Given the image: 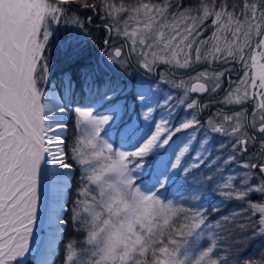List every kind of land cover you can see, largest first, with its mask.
<instances>
[{
	"label": "snow or ice",
	"instance_id": "obj_1",
	"mask_svg": "<svg viewBox=\"0 0 264 264\" xmlns=\"http://www.w3.org/2000/svg\"><path fill=\"white\" fill-rule=\"evenodd\" d=\"M200 64L163 82L188 110L209 107L192 94L223 92L203 122L192 114L169 127L156 119L159 92L126 83L133 66L151 74ZM126 93L131 105L120 104ZM163 99L167 108L174 98ZM69 115L70 144L61 135ZM204 168L207 188L190 198L238 201L247 223H230L236 210L213 223L219 205L161 197ZM251 240L259 247L245 248ZM34 241L38 264H264V0H0V264H31Z\"/></svg>",
	"mask_w": 264,
	"mask_h": 264
},
{
	"label": "trees",
	"instance_id": "obj_2",
	"mask_svg": "<svg viewBox=\"0 0 264 264\" xmlns=\"http://www.w3.org/2000/svg\"><path fill=\"white\" fill-rule=\"evenodd\" d=\"M186 2H188V0H186ZM192 2H194V0H192ZM102 35L103 34L101 32H97L95 34V36L93 37V43H94V46H95L97 52H99V49L101 47L100 41L102 39ZM61 67H62V65H59V64L56 65L57 76L53 78V81H52L53 84L57 83L58 76H59V69ZM130 70H131V72H130V74L128 73V77H127V81H126V83L131 82V83H128L129 90H131V88H132V83H135L134 76L138 75V73L135 70H133L132 67L130 68ZM126 96L128 98H122L120 100V104L121 105H125V104L130 105V104L133 103L131 98H130V95L128 93H126ZM160 108L161 109H158V111L162 110V111L167 112V108H169V107H167V108L166 107H160ZM181 108H182V112H183L185 106H184V108H183V106ZM135 112H137V109L135 110ZM135 112L130 111L129 114L132 117H134ZM180 114H181V112H180ZM180 114H178L177 116H179ZM192 114L196 115L197 118L199 120H201L202 122L204 121V119L200 117L198 109H192V110H189V112L187 111V115L189 117L187 119H190ZM124 118L127 120L128 117L125 116ZM67 123H68V129L66 131L65 136L67 138L66 142L70 144L72 142V139H73L74 135L77 132V130H76L75 126H74L75 125V118L72 115H69L68 118H67ZM190 130L191 129L185 130L183 133H186V135H187L189 132L191 133ZM202 131H203V128L198 129L197 132H196V135H199L200 132H202ZM176 137L177 138L180 137V133H178L176 136L173 137V141L174 142L171 143L172 145H174V143L176 142V140H177ZM113 139L114 140L117 139L115 133H113ZM218 139H221V138L218 137ZM160 151L164 152L165 150L161 149ZM215 154L216 155H220V156H226L227 152L220 151L219 147L217 146V152ZM149 159H151V157ZM157 159H156V161H157ZM225 168H227V166L226 165H222V170L225 169ZM233 170L234 169H229V171L226 172L225 175L229 174V172H231ZM193 171H200L201 172V176L197 177L196 179H189L188 180V184L184 185L182 183L183 174H181V181H178L172 187H170L169 190L167 192H165V195H162V192H161V197L169 199V200H173L178 206H185V207H190V206L191 207H199L201 203L205 207H213V206L219 205L220 206L219 211L211 213L210 219L212 220L213 223L216 222V219H215L216 217L231 216L233 214L234 210L237 211V219L235 221H230V223H234L236 225H238L240 223H247L246 219L239 215V210L241 209L240 202L235 201V200H231V201L225 200L223 197H220L214 191H201V192L198 193V195L201 196V197H204L205 199H203L202 201H197L196 203H195V201H191L192 199L190 198V196L191 195H197V193H196V189L197 188H200L201 186L204 187V188H207V184L205 183V184L202 185L201 181L203 180V173L207 172L208 169L204 168L202 170L197 169V170H193ZM212 175H216V174L213 173ZM217 179H219L218 176H217ZM188 185L192 186L191 190H189ZM237 235H240V233H237ZM68 237L78 238L77 237V233H75L71 229H69ZM66 238L67 237H62V239H66ZM259 244H260L259 240H251V241L245 242L244 243V247L245 248H248V247H253V248L254 247H259ZM241 253L243 254V249H241ZM31 264H33V263L31 262Z\"/></svg>",
	"mask_w": 264,
	"mask_h": 264
},
{
	"label": "rangeland",
	"instance_id": "obj_3",
	"mask_svg": "<svg viewBox=\"0 0 264 264\" xmlns=\"http://www.w3.org/2000/svg\"><path fill=\"white\" fill-rule=\"evenodd\" d=\"M196 66L197 65H195L194 67H196ZM132 68H133V70H135L138 73V75H135L134 76L135 83H139L140 81H143V82H145L146 85H151L152 88H153V91H158L159 92L160 107H165L164 106V99H163V97L165 95H167L169 92L172 94V96L174 98L173 101L169 102L168 103V106H167L169 108H172L173 115L171 117H169L167 115V112L162 111V110L161 111H158V109H161L160 107H158L156 109V111L158 113L157 116H156V119L157 120H159L160 116L163 115L167 119H170L171 120V124L169 125V127H171L172 125L178 124L181 119H185V118L187 119V118H189L188 115H187V111L189 112V110L186 108V105H179V104L176 103V101L180 97H182L183 93L180 90H178V89L171 88V86L169 84L163 82V80H167V79H176V80H179L181 78L187 79V77H188L189 74L194 75L196 71L203 70L204 68H197L193 72H191V73H189L187 75H183V74L184 73H187L189 70H173V69L167 68L164 65H159L157 67V71L154 72V73H151V74H146L142 69H139L136 66H133ZM130 72H131V70L129 69L128 70V73L130 74ZM182 106H183V108L185 106L183 112H182V108H181ZM138 111H139V109L137 108V112ZM180 112H181V114H180ZM215 113L216 112H213L212 115H214ZM178 114H180V115L177 116ZM135 118H136V116L134 114L133 119H135ZM206 120H204V121H206ZM190 131H191V133H193V130L192 129ZM191 133L189 132L188 134H191ZM65 134H66V132H64L63 135L65 136ZM195 135H196V133H195ZM185 136H186V133H183L182 132V133H180V137H178V138L176 137L177 140L174 143V145L171 144V147L167 149V153L169 155L171 154L172 150L177 147V145L181 144V141H183L185 139ZM166 158H167L166 156L159 157L157 159V161L152 165V167L153 168L159 167L161 161L162 160H165ZM183 162L184 163H189V164L191 163V161L187 160L186 158H184ZM162 195H165V192H162ZM41 196H42V200H41L40 218L42 217V214H43L41 211H42L43 205H44L43 190L41 192ZM191 201H195V203L197 202V200H193V199ZM38 222H39V220H38ZM37 227H38V223H37L36 228H35L34 231H36ZM42 227H43L42 230L39 232L38 235H35V237L40 238V237L43 236V234H44V226H42ZM32 247H33V251H32V254L28 257V261H31L33 264H37L36 257H37L38 252L36 250V243H35V241L33 242V246Z\"/></svg>",
	"mask_w": 264,
	"mask_h": 264
},
{
	"label": "flooded vegetation",
	"instance_id": "obj_4",
	"mask_svg": "<svg viewBox=\"0 0 264 264\" xmlns=\"http://www.w3.org/2000/svg\"><path fill=\"white\" fill-rule=\"evenodd\" d=\"M205 67H206V65H203V64L197 65L196 67H193V69H190L187 73H184L183 75H187V74L193 72L197 68H205ZM239 74H240V69H239V65H237L236 70L231 73V79L233 81L237 80V77L239 76ZM192 95L200 103L209 105V107L207 109H203V110L198 109L200 117L203 118L204 120H206L213 114V112L218 111L219 106L216 104V101L223 96V92H221L219 94V96H216V97L209 96L207 94H205V95L192 94Z\"/></svg>",
	"mask_w": 264,
	"mask_h": 264
},
{
	"label": "bare ground",
	"instance_id": "obj_5",
	"mask_svg": "<svg viewBox=\"0 0 264 264\" xmlns=\"http://www.w3.org/2000/svg\"><path fill=\"white\" fill-rule=\"evenodd\" d=\"M177 73V72H176ZM64 133H61V135H63ZM43 214H42V217L40 218V220H39V222H38V227H37V229H36V231H35V235H38L39 234V232L42 230V226H43V218H44V205H43V209H42V211H41ZM39 253L37 254V257H36V261H37V264H38V262H39Z\"/></svg>",
	"mask_w": 264,
	"mask_h": 264
}]
</instances>
